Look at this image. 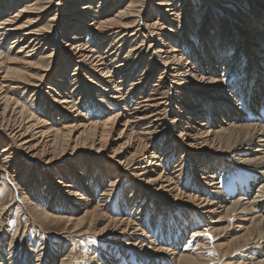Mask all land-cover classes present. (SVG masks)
Here are the masks:
<instances>
[{
	"label": "bare ground",
	"instance_id": "bare-ground-1",
	"mask_svg": "<svg viewBox=\"0 0 264 264\" xmlns=\"http://www.w3.org/2000/svg\"><path fill=\"white\" fill-rule=\"evenodd\" d=\"M2 1L0 145L3 147H0V173L9 178V173L14 171L18 176L17 168L22 161L18 158L34 160L43 154L45 148L56 157L59 149L63 153L71 150L69 156L75 157L80 153L75 152L77 146L82 140L87 141L83 138L85 135H91L90 147H98L92 154L98 155L110 135L112 137L113 133H117V148L111 149L106 162L108 173L104 177L90 175L84 178L82 170H77L80 175L77 180L82 178L85 183L92 181L87 189L81 187V196L71 185V181L77 178L74 177L75 169L71 170L69 178L54 179L46 175L53 186L60 185L64 197L71 201L68 205L78 210L74 218L66 217V226L72 225L70 221H73L76 233L80 228L88 227L92 218L96 219L110 203L107 191L102 190L99 195V188L107 183L112 187V181L117 177V184L128 180L136 186L123 204L125 214L133 217L124 218L123 214L118 218L110 213L104 223L106 226L96 231L99 235L106 231L107 234L114 232L116 227L125 235L127 230L131 232L127 233L133 244L131 247L140 246L141 251L138 252H142L137 256L130 253L119 264H212L207 249L212 242L219 240V234L227 235L225 238L228 240L224 245L217 243L212 246L223 251L222 257L227 259L236 253H243L241 258L238 257L240 264H264V32L261 30L264 10L256 11L253 21L244 22L243 30L237 35L226 33L223 28L217 30L219 48L215 50L207 44L209 35H202L204 46L202 43L200 46L207 51L203 60L197 59L198 63L194 65L189 56L195 47H188L189 53L188 50H178L183 43L176 46V42L184 38V30L188 27L183 22L190 19L191 10L184 9L190 6L189 2L181 1L176 7L178 3L175 5L174 0H158L155 6L162 12L161 19L150 21L143 16L148 0H131L124 8L118 7L116 0H87L83 6L72 7L62 15L66 17L67 27L63 30L60 24L64 18L55 19L56 16L49 19L43 29L34 28L55 3L53 0H19L23 6L14 14L9 11L15 1L11 0L9 11L7 0ZM57 6L60 8V5ZM24 18L26 21L20 24ZM174 26H177V32H174ZM152 37L160 40L157 43L149 41L147 47L151 71L148 69L132 80L130 78L135 72H131L130 66L144 63L141 39ZM7 39L11 43L8 52L4 53L2 44ZM223 40H227V44L232 41L238 43L234 47L235 55L230 54L228 46L221 45ZM37 56L38 62H34ZM54 58L59 62L54 75L49 77ZM18 65L21 68H17ZM33 66L35 74L34 78L29 77L33 80L30 82L21 74L23 69L32 70ZM71 67L75 68L68 78ZM231 75L236 79L233 80ZM156 76V81L151 83ZM48 80L50 85H46L45 89L50 92L49 110L63 119L66 118L64 113H76L77 125H65L62 129L52 126L44 117L36 118L25 113L27 108L9 96L13 90L27 93L28 86L38 89L39 94ZM82 82L85 85H81ZM88 84L94 87L90 89ZM44 96L47 97L46 93ZM88 98L92 104H106L102 102L106 100L105 108L113 107L114 116L99 123L95 122L96 119L87 122L79 107ZM163 137L167 139L165 150L156 154L154 141ZM179 152L182 153L181 159L175 161L171 173H166L165 168L172 166L170 162L176 159L174 154ZM159 155L163 159L160 160ZM140 190L148 195V201L153 198L150 202L156 210L154 223L150 218L152 212H148L151 205L142 206L138 195L134 194ZM39 193L36 185L25 194L17 189L16 200L38 212ZM1 205L0 214H5L8 207L4 201ZM46 209L48 212H38L35 219H41L42 223H59L49 214L56 208L49 205ZM175 215L177 219L172 220ZM58 220L62 221V218ZM19 231L16 227L11 240L17 238ZM153 233L157 236L152 237ZM4 234L0 235V241L5 239ZM0 244L2 247L6 245L4 241ZM121 247V242L115 245L119 251H122ZM72 249L59 260L51 257L45 249L46 253L42 256L30 253L27 264H64L65 260L68 264L73 256ZM118 253L121 256L124 254ZM148 253L152 255L148 257ZM7 254L0 257V264H18L19 260H15L14 255Z\"/></svg>",
	"mask_w": 264,
	"mask_h": 264
},
{
	"label": "rangeland",
	"instance_id": "rangeland-1",
	"mask_svg": "<svg viewBox=\"0 0 264 264\" xmlns=\"http://www.w3.org/2000/svg\"><path fill=\"white\" fill-rule=\"evenodd\" d=\"M14 1L15 2H14L12 9L10 8L11 7L10 6L11 0H7V2H6L7 6H8V8H7L8 11H9V9H11L9 12L13 13V14L15 12H17V10H19L20 7L22 8V6H23L21 1H19V0H14ZM53 1H55V3L51 6L50 10L46 14H43L42 18H40V21L34 26L35 29H43L47 25L48 20L56 16L55 19L58 18L59 20H61L64 18V21L60 24V27L63 30H65V28H67V27H65L66 17H62V15H65V13L67 14L68 13L67 11L72 7L83 6L87 0H53ZM116 1H114V2H116L118 7L122 6L123 8L131 2V0H121V1L116 0ZM174 1H175V5L178 3V5L176 7H179V5L181 4V1H186V2H189V4H190L189 7L184 8V9H186V11L188 9L191 10L190 19L186 20V23L183 22V24L188 25V27H186V29L183 27L185 29L184 30V34H185L184 38L181 39V42L177 41L176 46L178 44L183 43V45L180 46V48H178V50H180L181 52L182 51L186 52L189 49L188 47H190V48L195 47L193 54H191L190 51L188 50V52L190 53L189 57L194 62V65L195 64L197 65L199 59L203 60L202 58L204 57V53H206L205 51H207L206 49H204L203 47L201 48V46H200L201 43L202 44L204 43V42H201L203 36L209 35L210 39H209V43H207V44L211 45V47H209V48L215 50L216 48H219V46L217 44L218 42H216V38L218 37V36H216L217 30H220L223 28V30H225L226 33L231 32V33H233V35H237V33H240V31L243 30L242 27H243L244 22L253 21V19L255 17L254 16L255 12L264 10V2L261 0H258V1H256V0H251V1L250 0H174ZM2 2L3 1L0 0V6H1ZM16 2H17V4H16ZM133 2H136V0H133ZM157 3H158V0H148V2L145 4V8L143 10V16L145 15L144 17H148V19L150 21H155V20H158L159 18L161 19L162 12L160 11V9L158 7L155 6V4H157ZM57 5H60V8H58ZM118 7H115V8H118ZM1 9H2V7L0 8V12H1ZM114 10H116V9H114ZM113 11L111 13H113ZM148 15H150V16H148ZM187 15H188V12H187ZM26 18H28V16H26ZM26 18H24V20H22L20 22V24H23L22 22H25ZM62 24H63V26H62ZM262 26L263 27L261 28V30L264 32V25H262ZM59 32H60V30H59ZM174 32H177V26L176 27L174 26ZM165 34L169 35V34H167V32ZM200 34H201V36H200ZM149 39H147V40L141 39V42L143 45V52L142 53L144 54L142 56V58L145 57L144 63L143 64H132L130 66L131 72L132 73L135 72V75L133 74L134 76L132 78H130L132 80L136 79L135 78L136 76L145 73L148 69L151 71L152 66H151L149 60L147 59V57H148L147 47L151 41H155L157 43L160 39L158 37H155V38L152 37ZM132 40H135V39H132ZM132 40H131V42H132ZM139 42H140V40H139ZM155 42H152L151 44H154ZM221 42H222L221 45H225V46H228L230 48V54L231 55H235L234 47L236 46V44H238V43H236V41H232L229 44H227V40H223ZM10 43H11V40L9 41L8 39L5 40V42H3L2 47H3L4 53L8 52V49L10 47ZM90 43H91V41H90ZM184 45H185V48H184ZM203 46H204V44H203ZM42 52H45V50H43ZM42 52H40V53H42ZM200 53H201V57H200ZM185 57H188V56L185 54ZM38 58H39V56H37V58L33 61L38 62L37 61ZM197 59H198V61H197ZM252 60H255V59L253 58ZM53 61L54 62H52L50 65L51 68H50L49 77H52L54 75L53 73L56 70V65L59 62V60H58V62L55 61V58L53 59ZM16 67L21 68V66H19V65ZM37 67H38V69H41V67H39V66H37ZM138 67H139V69H138ZM74 68L75 67L70 68L69 73H67L68 78L71 75L72 70ZM34 74H35V66H33L32 70L23 69L21 76L23 78L29 80L30 82H33V80H31L30 78H34ZM231 76L233 77V78L231 77L233 80L236 79V77H234V75H231ZM67 77H66V79H67ZM49 79L51 81V78H49ZM156 79H157V76L155 79H153L151 81V83L152 82L154 83V81H156ZM91 80H92V78H91ZM114 80H116V82L118 81V79H114ZM50 81L48 80L44 83V85H43L44 87H42V90L40 91L39 94H37L38 89L28 86L29 89H28L27 93L24 94V90H19V91L13 90V92L11 93L12 95L9 94V96L14 98V100L21 102V104L25 108H27V109H25V113L32 114V116H34L36 118L37 117H42V118L44 117L43 119H45L47 122H49V124L52 126H58L57 128L62 129L61 127H65V125L67 127L77 125V117L75 116L76 113H75V115H73L74 112H72L70 114L64 113L66 118L63 119L60 116H56L52 111L49 110V108L51 107V98L48 97L50 92H47V89H45V88L48 85H50ZM81 85H85V82H82ZM75 86H73V88H75ZM92 86L93 85L88 84V88L92 89L94 87V86L93 87ZM73 88L71 90H73ZM42 93L43 94L46 93L47 97L46 96L43 97ZM31 94H33V96H31ZM78 97H80V95H78ZM75 98H77V95ZM102 102H104L106 104H102V103L99 104V102L97 104H95V103L92 104V100L90 98H88L85 101H82V103H84V104L82 105V107H79V111L81 112V115H83V118L86 119L87 122L89 121V123H90V121L93 122V120L95 121V119H96L95 122L99 123L100 121L103 122L107 118H111L112 116H114V114H112L115 111L114 108L108 106L107 107L108 109H106L105 108L107 106L106 100H104ZM42 107L46 108V109H42ZM27 110L29 112H27ZM50 117H51V119H50ZM47 118H48V120H47ZM57 121H59V122H57ZM73 124H75V125H73ZM83 138L87 139V141L82 140V142L77 146V148L75 149V152H80V153L75 154V157L69 156L71 150L63 153L62 149H59V150H57V152H59V153L57 154V157H56V156H53L52 153L47 148H45V149H43V154L39 155L40 157H38V158H34V160H33V158H32V160L23 159L22 157L18 158V160L22 159V161L20 162V165L17 168L16 174H19L18 176H15L14 171L9 173V175H8L9 178H7L5 176V174L0 173V205L2 204V201H4V205L6 204V206L8 207L5 211V214H0V223L2 225V228L0 227V235L4 234L3 231L5 232V230H7L4 234L5 239H2L0 241V242L4 241V245L6 244L5 247H2L0 244V252L2 254V255H0V257L4 256L3 254H7V252L9 251L8 254L10 253V255H14L16 257L14 259L19 260V261H17L18 264L19 263L27 264L28 263L27 257L30 255V253L35 255V256H42L43 253H46L47 251H49L51 257H54L57 260H59L60 256H63L62 258H65L64 255L67 254L69 249L73 248L72 253H71L73 256L71 257L70 262L67 261L68 264H94V263L95 264H119L122 260L124 261L125 259H127V255H130V253L136 254V256H137V254L142 253V252H138V251H141V249H139L140 246H137V247L135 246V248L131 247V245H133V244L130 243L131 241H129V238L127 237V233H131V232H129L127 230L125 232L126 234L123 235V234H121V231H117L118 228L115 227V228H113L114 232L110 231L109 233L106 234V232H107L106 231L105 233L101 234L102 236L99 235V233L96 231V230L101 231L102 228L106 226L105 224L107 222V219H108V216L110 215V213L114 217H118V218L123 216V214L125 215L124 218L133 217V215L128 216V214H125V212H124L125 210L123 208L124 207L123 204H124L125 200L129 199V195H130L131 191L134 192V188L136 187V186L132 185L131 181L128 182V180L127 181L121 180L120 184L119 183L117 184L116 180H118V179H116L117 177L115 178V176H114L113 178H115V179H113V181H112V183L114 182L112 187L108 186L109 183H107V184H104V186H101V188H99V190H98V191H100L98 193L99 195L101 194L102 190L107 191L106 193L108 195V202H110V203H107L106 208H104V211H102L103 213L100 212V214H98L99 216L97 215V218H96L97 220L95 218H92V223L91 224L88 223V227L86 225V226L80 228L79 231H77L78 233L73 231V221H70V223L72 225L66 226V223L68 221L66 217H68V219L74 218L75 215L78 213V210H75V209H73L72 206L68 205V202H71V201L68 200L69 198L64 197L65 195L62 193V189H61L60 185L53 186L51 184V182H48L49 179H48V176L46 177V175L49 174V176H51L54 179H58L60 177L69 178V176L71 175V173H70L71 170L73 171V169H75L76 173H74L75 174L74 177H77V178H75L76 180L71 181V185L76 188L77 193L81 196L83 194L81 187H83V189H87L86 186L92 185V181L88 180L87 183H85L86 180H84L82 178H81V180H77V179H79V176H80L77 173V170L78 169L82 170V172L85 175L82 173L81 176L84 175V178H86L87 176H90V175H95L96 177L98 175H100V176L104 177V175H106L108 173L106 171V170H108V168L106 166L107 165L106 162H107V158L111 154V149L117 148V144L115 141L117 139V133L116 134L113 133L112 137L110 135L109 139L104 143V147L101 149V151L98 155L92 154L94 152V149H98V147H90L91 135H85ZM166 140L167 139L165 137H163V138H160L159 140L154 141V143H156V147H157L156 150L154 151L156 154L159 153L161 150L162 151L165 150L164 146L166 145ZM122 143H124V142H122ZM0 147L2 148L3 145H0ZM72 147H73V145H71L70 148H72ZM127 151H130V150L128 149ZM23 153H24V151H23ZM174 155H176L175 156L176 159H174L173 161L170 162V164L172 166H170L168 169L165 168L166 173L167 172L171 173L173 171V167L176 164L175 161H178V159L182 156V153L179 152V153H176ZM24 156H25V153H24ZM76 157H79V158L76 159ZM158 157L160 160L163 159L162 155L161 156L159 155ZM143 160H145V159H143ZM87 161H88V163H85ZM179 161H181V160H179ZM158 162H159V160H158ZM142 163H144L142 165H144V166L146 165L145 162L142 161ZM90 169H91V171H90ZM11 180H12V182H11ZM229 180L232 181L233 179L229 178ZM107 181H109V180H107ZM13 185H15L16 188ZM33 185L34 186L36 185L37 189H39V192H40L39 193L40 204L38 202V207L36 210L38 212H42L43 210L48 212V210L46 208L49 205H51V207L53 206L54 208H56V211H55L56 213L53 212L54 213L53 214V213H50V211H49V214L52 217L56 218V222H59V223H51V222L50 223L49 222L42 223V220L39 218H38L39 220H36L35 216L37 215L38 212L32 211L30 207L26 206V204H24L23 202H18L16 200V194L15 193H16L17 189L20 192H23L25 194V193H29L32 190ZM75 185H78V187H76ZM106 186H108V187H106ZM119 186H121V187H119ZM112 189L115 190L114 193L112 192ZM35 191H36V189H35ZM123 191H124V193H123ZM134 194L138 195L139 201H140L139 203H141L142 206L144 205V207H146L145 205H147V206H148V204L151 205L150 210L148 212H152V215L150 216V218L152 219L151 223H154V221H155L154 217H156V216H154L153 214L156 210H155V207L153 206V204L150 202L153 200V198H150L149 199L150 201H148V195L146 193H144L143 190L137 191ZM141 194H143V196H141ZM240 198L243 199L242 196H240ZM51 201H52V203L50 204ZM1 206H0V213H1V208H2ZM176 207H179V206H176ZM151 208H154V210H152ZM64 209H65V211H64ZM99 210H102V208H99ZM111 211H115V212H113L114 214ZM58 212H60V213H58ZM136 212H138V211H136ZM102 214H103V216H102ZM129 215H131V214H129ZM63 216H64V218H63ZM139 216H141V215H139ZM137 217L138 216H136V218ZM58 218L59 219L62 218V221L58 220ZM100 218L102 221L101 220L98 221V219H100ZM168 218H170V217H168ZM94 219L97 223L94 221ZM162 219L164 221H166L164 216H162ZM162 219H161V221H162ZM174 219H177L176 215L173 216L172 220H174ZM156 220H157V218H156ZM92 224H94V225H92ZM6 225H8V226H6ZM9 226H10V228H9ZM101 226H102V228H101ZM16 227H18L20 229V231H19L17 238L12 239L13 240L12 241L11 237H12V234H14L13 232L15 231ZM89 228L92 230H90ZM119 229H121V228H119ZM7 234L9 236H6ZM156 234L157 233H153L152 237L157 236ZM219 235H220L219 240H217V242H214V243L212 242L211 246L209 247L212 250L209 251L210 249H207V252L211 256V260L213 261L212 264L213 263L214 264H231L232 262H233V264H234V262H235V264L236 263L240 264V262H241L240 258H241L243 253H239V254L236 253L233 256H230V258L227 257V259H226L225 256L222 257L223 256L222 250H219L218 248L214 249L213 244H215V246L217 243L220 245L221 243L222 244L224 242L226 243V241L228 240L225 238L227 235H225V236L223 234H219ZM5 241H6V243H5ZM118 242H121V244H122V247H121L122 251H119L115 248V245ZM157 244L158 245L160 244V246H165V245H161V242H157ZM185 244H186V242H185ZM2 248H4V249H2ZM60 248H62V249H60ZM44 249L46 250V252H44ZM117 251L124 253V254H122V256H121ZM108 252H109V254H108ZM113 252H115V253H113ZM211 252L212 253L215 252V253L212 254ZM12 253H14V254H12ZM151 255L152 254H149V253L147 254L148 257ZM5 257H8V256H5ZM107 257H108V260H107ZM238 257H240V258H238ZM100 258H101V260H99ZM46 259H48V258H46ZM136 259H137V257H136ZM32 260L35 261V259H32ZM49 260H51V259H48V261ZM113 261H114V263H113ZM227 261H228V263H226ZM65 262H66V260H65ZM65 262H64V264H66ZM15 264H16V262H15Z\"/></svg>",
	"mask_w": 264,
	"mask_h": 264
}]
</instances>
